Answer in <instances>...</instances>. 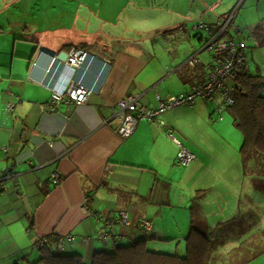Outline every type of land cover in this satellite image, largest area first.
Here are the masks:
<instances>
[{
  "label": "crops",
  "instance_id": "obj_1",
  "mask_svg": "<svg viewBox=\"0 0 264 264\" xmlns=\"http://www.w3.org/2000/svg\"><path fill=\"white\" fill-rule=\"evenodd\" d=\"M12 1L15 0H10L9 3ZM135 2L143 4L148 0H128V4L134 5V8H141ZM240 2L241 7L239 6L238 11L241 10L245 0H237L235 6ZM2 3H6L0 1V9L5 12L7 6L2 7ZM219 4L214 2V6ZM231 11L224 13L223 16L209 18L208 20L213 23L208 22L210 31L206 33L209 36L214 35L216 23L222 21ZM255 14L249 17L250 20L246 21L248 22L246 24L237 20L236 27L232 28L230 35L233 40L245 39L248 44L249 48L245 52V70L264 78V46L250 47L251 32L264 21V19L258 20ZM25 24L19 25L20 31L29 29L22 28L26 26ZM194 26L193 24L191 31ZM82 29L84 31L83 27ZM178 29L172 30L174 36L182 33V27ZM185 30L188 31L186 27ZM3 31L5 25L1 24L0 33ZM50 35L54 36V41L47 45L41 44L36 38L16 36L21 43H14L13 51L19 54L20 49L21 55L10 58L12 69L9 72L3 70L0 73L2 79L0 81V264H37L42 254L34 248V243L52 234L59 237H73L74 241L64 242L62 249L65 248V254L81 256L84 264L91 262L98 252H109L105 249L108 245H111L112 250L114 245L112 238L104 243L101 240L103 234L122 236L120 231H126L129 237L124 239L122 236L120 243L126 241L127 245L144 240L140 239L138 233L131 232L133 229L140 231L141 221L133 219L131 223L128 209L131 208L136 217L138 212L146 213L150 207H156L158 216L160 215L161 207L166 206H159L156 203H160L159 197L165 195L162 189L165 182L159 176L155 161L160 163L166 160L167 166L173 163L178 149L175 142L179 143V141L172 135L173 131H176L175 128L164 121L168 112L160 118L165 123V127L160 128L157 123L146 122L141 129H138V124L129 140H121L115 135L119 123L114 117V111L119 101L131 95H139L142 106L155 108L156 96L166 99L173 97L169 94L174 91L176 93L173 95L177 96L190 89L198 80L196 70L193 80L188 77H178V83L172 84V87L168 86L165 98L156 94L151 102L143 104L148 95L167 77L177 72V69L168 74L158 60L135 62L136 59L132 60L124 56L122 49L110 47L107 43H90L85 39L72 41L70 37L75 39V36L68 30L59 32L61 38L55 33ZM146 40H149V37ZM197 44L199 46V42ZM192 45L190 48L193 50ZM76 47L87 51L92 59H88L81 69L69 70L62 66L64 62L59 61L57 57L58 54H66L71 48ZM42 49L54 52L56 57L42 55L40 52ZM35 54L38 55L36 58ZM20 58H25L26 65L16 60ZM180 60L169 61V67L174 64L172 62H180ZM55 63L57 66L59 63L62 64L56 68ZM132 64L140 69L128 72V67ZM21 65L26 66L27 76L26 72L20 71ZM165 67L167 70V66ZM73 82L92 89L93 93L86 104L78 108L72 107L69 112L62 104L57 108V113L51 114L49 112L51 90L65 91ZM16 83L19 90L13 88ZM262 96L264 97V91ZM211 103L215 111L218 101ZM180 132L185 133L182 130ZM148 138L152 139L153 144L158 140L168 144L170 153L160 154L153 147L146 145ZM180 146L182 147L181 144ZM142 161H146L147 165L141 164ZM249 161L254 163L252 169L255 170L247 174V169L251 168ZM241 162L240 159L239 163ZM263 162V156L251 155L249 160L247 158L242 164L243 166L240 164L241 169L244 167V170L242 169L244 172H241L242 177L247 181L242 187L240 186L239 193L224 192L223 186L199 183L197 189L200 191H194L192 194L205 192L198 199V203L205 218H214L216 223H211L212 227L234 218L239 209L241 194L249 195L248 205L252 203L255 206L264 200L261 198L263 195L260 190L264 185V175L257 166ZM237 168L235 163L234 169ZM5 173H10L8 178H11L10 180L1 178ZM53 176L57 177V184H53ZM197 177L198 173L189 177V180L194 182ZM13 180L18 181L22 195H19L13 187L11 183ZM208 188L211 191H207ZM219 193L224 196L212 200V195ZM168 195L170 203L171 195L180 196L172 186L169 187ZM228 195L231 197H226ZM23 199L26 200V205L29 204L28 210L33 216V227L30 230L29 214ZM142 209L145 212H141ZM213 211L216 213L214 214ZM217 211L220 213L217 214ZM121 213L127 217V226L117 224ZM150 222L152 229L149 237L154 234L153 222L151 220ZM123 227H126L125 231ZM76 237L81 238V243L74 248L70 245L75 243ZM155 238L159 241H168L162 237ZM169 246L170 244L151 242L148 248L158 253L185 256L177 252L178 245L174 244V247L168 251L164 249Z\"/></svg>",
  "mask_w": 264,
  "mask_h": 264
},
{
  "label": "rangeland",
  "instance_id": "obj_2",
  "mask_svg": "<svg viewBox=\"0 0 264 264\" xmlns=\"http://www.w3.org/2000/svg\"><path fill=\"white\" fill-rule=\"evenodd\" d=\"M0 1L6 3H2V7L5 8L7 6L5 12L0 9V25H5V31L0 33V73L3 70H8L9 72L12 69L10 58L21 55L20 49L19 54L18 52L14 53L13 44L21 43L19 38L22 36L28 39H39L41 44L47 45L54 41V36L50 34L55 33L61 38L59 32L68 30L75 36V39L70 37L72 41L85 39L90 43H107L110 47L115 46L122 49V54L128 56L129 59H136L135 62L139 60L148 61L149 59L158 60L168 74L177 69V72L167 77L164 82L159 84L156 90L148 95L143 104L151 102L156 94H160L165 98L168 86L172 87V84L178 83V77H188L193 80L194 70L187 71L181 67L182 63L186 57L195 54L200 49L197 40L201 39V36L206 38L208 36L204 31L195 32L193 29L191 31L193 24L196 26L201 22L205 24H208V22L213 23L208 19L223 16L224 13L230 10L233 11L237 6L241 5L240 2L235 6L237 0H148L147 3L143 4L135 2L141 8H134V5L128 4V0H15L10 3V0ZM214 2H219L220 4L214 6ZM12 7L14 8L13 10ZM238 12L234 21V28L237 20L246 24L248 23L246 21L250 20L249 17L255 13L257 14V19L262 20L264 19V0H245L241 10ZM22 23H26V26H22V28L27 27L29 29L20 31L19 25ZM180 26L186 27L188 31L184 34L187 35L183 36L179 33L174 36L175 34L172 30H179L178 27ZM148 37L149 40H146ZM144 38L145 40H143ZM15 39L17 41H14ZM191 45L193 50L190 48ZM194 47H197V49H194ZM37 56L35 54V58ZM200 58L204 64H207L210 59L207 53L201 54ZM24 59L16 60L22 61L26 65L27 62ZM176 59L181 60L180 62H172L174 64L169 67V61H175ZM165 66H167V70ZM139 69L140 67L138 68V66L132 64V66L128 67V72H134ZM20 71L26 72L27 76L26 66L21 65ZM13 88L14 90H19L17 83ZM175 93L176 91L169 95L174 96L173 94ZM137 96L140 97L139 95ZM211 102L213 101L209 100L205 103L196 101V104H193L192 107H177V109L170 111V113L168 112L164 117V121L168 125H172L176 130L173 131L172 135L185 150L196 158L192 164L186 167L177 166L175 164L177 149L175 161L169 166H167L166 160H162L160 163L155 161L162 181L168 185V188L172 186L173 190H176V194L180 196L171 195L172 206L161 207L159 216L156 207H150L146 213L140 214L138 212L136 217L134 211L131 208L128 209L131 223H133V219L135 221L138 219V222L151 220L154 229L153 236L162 237L172 242L169 247L164 248L167 251L172 249L174 244L178 245L177 252L180 255L185 254L184 240L189 232V208L194 207L195 218L197 219L196 226H198L199 230L207 231L209 228H213L211 223L215 221L214 218L204 217L201 206L194 199L195 196L192 193L200 191L197 189L199 183L202 185L208 183L217 187L223 186L222 191L224 192L239 193L240 186L242 187L243 183L247 181L241 174V172H244V167L242 170L240 164L243 166V163H239L243 139L240 133L233 128L232 119L227 113L222 114V122H216L217 117L214 112V105ZM145 124L146 122L144 121L140 122L138 129H141ZM180 130L185 131V133L180 132ZM152 142V139L148 138L145 144L153 147L160 154L170 153L168 144L160 140L156 144ZM249 162L252 164V161ZM235 163L238 167L237 169H234ZM141 164L147 165V162L142 161ZM257 166L261 169L260 173L264 175V162ZM196 173H198L196 181L191 182L189 177ZM206 190L211 191L209 188ZM260 190L264 191V186ZM168 193L159 198V200L170 201ZM221 196L224 195L219 193L212 195L211 198L214 200ZM248 196L246 193L240 196L243 211L249 208L247 204ZM226 197L229 198L231 196L228 195ZM251 198L254 199L253 196ZM261 198H264V195ZM262 202L258 204V210L256 209L257 212L254 213L255 219L259 218L261 220L260 223L264 229V200ZM27 206L29 209L28 203ZM250 206L252 207L253 205ZM238 211L239 209L234 218L239 216ZM141 212H145V210L142 209ZM213 213L215 214L216 211H213ZM218 213L220 212L217 211ZM202 214L204 218L201 216ZM123 229L125 231L126 227H123ZM131 232L138 233L140 239H145L150 235L135 229ZM120 233L124 236V239H128L129 235L126 231H120ZM79 243H81V238L76 237L75 243L70 246L76 248ZM119 244L121 246L127 245L126 241ZM110 246L108 245L105 249L110 251ZM58 250L56 251L60 254L66 253L65 248ZM85 264H90V262ZM249 264H264V255Z\"/></svg>",
  "mask_w": 264,
  "mask_h": 264
},
{
  "label": "trees",
  "instance_id": "obj_3",
  "mask_svg": "<svg viewBox=\"0 0 264 264\" xmlns=\"http://www.w3.org/2000/svg\"><path fill=\"white\" fill-rule=\"evenodd\" d=\"M229 14H227L226 17ZM236 16L237 15H235V18ZM234 21L228 33L224 34L221 38L222 40H224V37L228 38L227 40H233L230 31L234 28ZM182 29L183 33L181 34L183 36L187 35L184 34L186 32L185 27H182ZM193 31L196 32L198 30ZM204 32L206 31L204 30ZM210 37L209 35L207 38L201 36V39L198 40L200 49L195 54H191L197 55L201 60V54L207 53L210 58L207 64H204L201 60V65L195 68L196 71H194L196 76H198V80L192 84L193 86L202 84L211 69L212 56L210 53L203 51ZM250 41L252 43L250 45L251 48L264 46V21L258 24L251 32ZM236 42H244L247 44L245 39ZM80 48L81 47H76L75 49L84 50ZM248 48L247 44L246 49ZM234 82L236 92L233 95V104L231 106H226L222 112H218L220 95H222V93L214 97L216 100H214V98L209 100L216 103L218 101L214 111L217 121L221 122L223 120L222 114L227 113L232 119L233 128L240 133L243 139L240 149V159L244 164L251 155H260L264 157V97L262 96V92L264 91V78L259 74H251L245 70L244 54V63L241 73ZM209 100L200 102L205 103ZM253 166L254 163L251 164V168L247 169V174H249V172L253 173L255 170L252 169ZM163 185L162 189L167 195L169 192L168 185ZM262 187H260V189ZM204 193L205 192H197L194 194L196 202H198V199H200ZM261 193L264 195V191ZM162 197L161 195L159 198ZM155 201L157 202V200ZM158 202L160 203L156 204L159 206H171L169 200H158ZM250 205H252V203ZM250 205L246 211H243L242 201L240 200L239 216L237 218H233L226 223H220L211 229L209 228L207 231L199 230L198 226H196L197 219L195 218L194 207L189 208L190 224L188 235L185 238L186 252L183 257L177 254L158 253L148 248L151 242L170 244L172 243L170 241H159L154 237H148L130 245L121 246L119 243L123 235L117 234L114 236L110 233L108 235L109 240L111 237L114 244L112 245V250L109 252L101 251L96 253L90 264H209L210 261L211 264H249L264 255V229L260 223L261 220L259 218L255 219L254 213L257 212L256 209L258 204L252 207ZM28 220L30 230L33 227V216L29 214ZM60 238L65 237L52 234L34 243V248L42 254L37 264H84L82 257L77 254H60L58 252L57 245ZM42 240H46L47 244L44 245L43 248L38 249L37 246ZM227 251L229 252L227 253Z\"/></svg>",
  "mask_w": 264,
  "mask_h": 264
},
{
  "label": "built area",
  "instance_id": "obj_4",
  "mask_svg": "<svg viewBox=\"0 0 264 264\" xmlns=\"http://www.w3.org/2000/svg\"><path fill=\"white\" fill-rule=\"evenodd\" d=\"M238 8L239 6H237L222 21L216 23L215 34L208 39V42L203 48V51L210 53L212 56L211 69L208 72L205 81L202 84L192 86L182 94L168 97L165 100L156 96L155 101L157 106L155 108L142 106L140 104V97L137 95L128 96L119 101L114 111V117L119 123L115 131V135H117V137L121 140L130 138L135 132L138 124L142 121L147 123H157L160 128H163L165 127V123L160 120L162 115L177 107H190L195 104L196 101L212 99L217 96V94L222 93V95H220L218 112H222L226 106H231L233 104V95L236 92L234 81L241 73L247 44L233 40L224 41L221 38L224 34L228 33V30L235 19V15L238 12ZM199 24L196 25L193 30L209 31V25L204 23ZM88 59H92V57L87 51L72 48L66 53L65 62L63 64L59 63L58 66L57 63H55L54 67L58 68L62 64V66L68 68L69 70L81 69ZM199 65H201V60L198 56L190 55L185 58L181 67L187 71H193ZM48 73H50V70ZM46 87H50V85H46ZM92 93V89L74 82L71 83L65 91L51 90L49 112L51 114L57 113V108H59L62 104L65 105V110L67 112L71 111L72 107L78 108L80 106H84ZM175 143L178 145L179 149L176 159L177 165L186 167L192 164L196 160L195 156L182 148L178 142ZM9 177V174L5 173L1 178L6 180ZM52 180L53 184H57L58 179L56 176H53ZM117 224L120 226L128 225L125 214L121 213L119 215ZM139 229L143 233L149 234L152 229V223L150 221H141ZM101 240L106 243L109 240V236L107 234H103ZM66 241L73 242L74 238L71 236L60 238L57 248L62 249V246ZM46 244L47 241L42 240L37 247L40 249Z\"/></svg>",
  "mask_w": 264,
  "mask_h": 264
},
{
  "label": "water",
  "instance_id": "obj_5",
  "mask_svg": "<svg viewBox=\"0 0 264 264\" xmlns=\"http://www.w3.org/2000/svg\"><path fill=\"white\" fill-rule=\"evenodd\" d=\"M40 52H41L42 55H44V56H48V57H50V58H54V57H56V54H55L54 52H51V51L46 50V49H42ZM57 58H58L59 61H61V62H65V60H66V54H65V53L59 54ZM18 163H19V162H18ZM9 174H10V173H9ZM10 179H11V178H10ZM10 179H8V180H10ZM6 180H7V179H6ZM11 183H12L13 187H15L16 190L18 191V194H19V195H22L21 192L19 191L20 187H19L18 181H17V180H13ZM23 204H24V206H25V208H26L28 214H30V212H29V210H28V208H27L26 200H25V199H23Z\"/></svg>",
  "mask_w": 264,
  "mask_h": 264
}]
</instances>
